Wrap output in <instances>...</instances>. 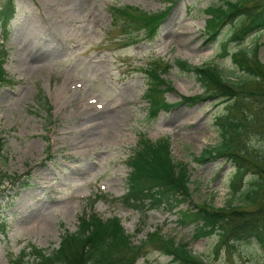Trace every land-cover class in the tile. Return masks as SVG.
<instances>
[{
  "label": "rangeland",
  "instance_id": "obj_1",
  "mask_svg": "<svg viewBox=\"0 0 264 264\" xmlns=\"http://www.w3.org/2000/svg\"><path fill=\"white\" fill-rule=\"evenodd\" d=\"M226 1L235 0H14L13 19L5 29L0 26L9 79L0 87V131L6 143L0 157L6 177L0 185V222L6 225L0 264H14L27 245L56 249L63 231L75 232L84 212L118 217L136 244L157 228L188 242L207 264H264V253L255 245L241 242L230 254L224 248L216 253V237L193 239L192 227L180 228L174 213L158 209L143 217L118 201L126 193V160L143 134L152 141L167 137L173 160L187 164L192 204L221 208L228 203L232 164L196 160L218 141L214 119L223 105H180L149 117L141 71L158 58L171 66L165 78L172 90L163 96L168 104L202 94L194 75L181 73L175 60L193 67L215 64L227 79L242 77L230 57L218 56L236 22L213 41L204 29L206 8ZM122 6L166 16L150 39L113 22L110 7ZM180 28H188L185 38ZM254 45L264 66V31L243 42L247 48ZM235 48V43L228 46L230 52ZM114 124L113 134L100 139ZM95 197L100 199L91 205ZM145 250L136 264H176L154 247Z\"/></svg>",
  "mask_w": 264,
  "mask_h": 264
},
{
  "label": "trees",
  "instance_id": "obj_2",
  "mask_svg": "<svg viewBox=\"0 0 264 264\" xmlns=\"http://www.w3.org/2000/svg\"><path fill=\"white\" fill-rule=\"evenodd\" d=\"M109 11L113 22H122V30L143 31L147 38L153 36L165 15H148L132 6L110 7ZM13 13V0H4L0 4L3 27ZM205 13L209 16L206 34L212 41L226 25L236 22L229 37L220 43L218 56L230 57L243 76L227 79L215 64L193 67L185 61L175 60L174 65L181 73L194 75L202 94L181 97L178 104L170 105L163 96L171 91V83L164 78L171 66L167 62L162 65L159 59L142 69L147 86L142 99L148 105L149 117L153 118L161 110L179 105L193 106L198 102L223 105V111L214 119L218 141L205 148L196 160L204 164L226 159L232 164L234 172L228 183L229 201L221 208L208 203L192 204L187 164L173 160L168 138L151 141L142 134L126 161L130 169L127 191L118 201L143 216L151 210L162 209L169 213L177 210L178 226L182 229L192 227L193 239L216 237V253L224 248L230 254L235 244L241 242L255 245L264 253V66L258 59L257 45L243 46L249 36L264 31V0L226 1L224 5L209 6ZM232 43L236 48L230 52L228 46ZM5 57L6 51L0 49V87L9 83L3 68ZM2 135L0 131V156L5 146ZM255 140L263 145L256 147ZM3 178L0 172V184ZM184 203H188V207L181 209ZM5 230L6 225L0 222V236ZM131 239L118 218L103 220L94 212H84L77 217L76 231H64L56 249L48 252L27 245L12 262L135 264L145 256L146 248L154 247L176 264H207L202 257L193 254L187 242H176L158 229L147 234L139 244H134Z\"/></svg>",
  "mask_w": 264,
  "mask_h": 264
},
{
  "label": "bare ground",
  "instance_id": "obj_3",
  "mask_svg": "<svg viewBox=\"0 0 264 264\" xmlns=\"http://www.w3.org/2000/svg\"><path fill=\"white\" fill-rule=\"evenodd\" d=\"M180 30L181 31H183V32H181L180 33V35L183 37V38H185L186 37V35H187V30H188V28L186 29V28H180ZM175 35H177V33H175ZM182 37L181 38H179L178 37V41H180V42H183V43H185V40L184 39H182ZM87 110L88 111H94V110H92V107L91 106H89V105H87ZM107 118H111L110 116H108ZM107 121V120H106ZM180 125H181V123H179L178 124V126L177 127H180ZM116 127H117V125H112V126H109L108 128L109 129H107V131H106V133L105 134H102V135H100V139H103V138H105V137H108V136H110L111 134H113V132L115 131V129H116ZM92 138H93V135H92Z\"/></svg>",
  "mask_w": 264,
  "mask_h": 264
}]
</instances>
